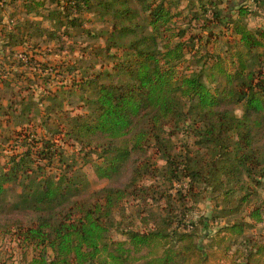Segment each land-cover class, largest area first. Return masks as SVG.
<instances>
[{
    "label": "trees",
    "instance_id": "1",
    "mask_svg": "<svg viewBox=\"0 0 264 264\" xmlns=\"http://www.w3.org/2000/svg\"><path fill=\"white\" fill-rule=\"evenodd\" d=\"M134 1L0 0V87L16 88L0 103V236L24 264H264V24L249 23L264 0ZM93 12L111 20L105 44L71 62ZM37 39L64 56L41 62ZM85 166L127 178L90 191ZM205 190L200 239L184 203Z\"/></svg>",
    "mask_w": 264,
    "mask_h": 264
},
{
    "label": "rangeland",
    "instance_id": "2",
    "mask_svg": "<svg viewBox=\"0 0 264 264\" xmlns=\"http://www.w3.org/2000/svg\"><path fill=\"white\" fill-rule=\"evenodd\" d=\"M234 1L239 2V0H234ZM129 2L132 8H138V5L134 0H129ZM246 2L250 4V1H246ZM181 4L182 6H184L186 4V1L185 0L182 1ZM0 16H3V13L0 12ZM22 16H24L22 13L18 14V17H22ZM257 16H258L257 18H254L253 16L249 18V23L251 25L254 26L256 24H264V7H262L261 12L258 13ZM84 19H85L84 27L87 29V31L84 32V31L74 30L72 32L71 46L73 47V51L71 55L70 54L68 55L69 56L68 58H70L71 62L73 60L79 59L78 62L80 64L85 65L89 63L92 59L91 57L92 54L90 53L91 50L89 49H94L97 46H103L105 44V39L111 29L110 27L111 20L108 17L104 19L100 18V16L96 12L86 13L84 15ZM37 40H38L37 42H39V45H40L36 49L38 50L37 57L40 58V60H42L41 62H45L47 64L49 63L53 65L55 64V62L60 60L62 56H64L63 54L65 53V51L62 54L57 55L56 48L54 49L51 44L44 43L43 41H40V39H37ZM87 47H88V50H87ZM86 51L89 53V55L87 54ZM84 55L85 57L82 60H80V57ZM65 59L67 60L66 57ZM96 68H98V66H96ZM35 73L33 71L31 73L28 72V75H30V81H28L29 79L24 80L22 86H25L27 82L30 83L31 87L29 89H31V92L33 93L32 95L33 98L36 100V102H38L37 106L35 107L34 114H33V118H35L34 123L39 124L41 122V116L46 112L45 105L47 104V101L44 99L41 100L42 93L40 89L36 87L37 84L39 85L42 82V77H40L41 73L39 71ZM57 80L58 78L52 79L51 83L59 84ZM12 91L16 92L15 86H14V89H9V88L5 89V88L0 87V103L6 104L7 100L12 95L11 94ZM26 92L28 91H24L23 94H25ZM73 98H74V102L71 105H66L65 108L70 109L71 106H75L77 105V103L79 104V102L76 101L77 98L74 95H73ZM81 109L82 108L74 109V112H78ZM12 126L13 125L11 124L10 128ZM33 127L34 129H36L37 132L42 131L41 127H37L36 125ZM186 140H188L187 137H185L182 134H179L177 141L184 142ZM68 152H70V149H68ZM159 164L161 165L162 162L159 161ZM82 171L85 173V177L88 181V189L90 191L103 187L105 185L111 184V183L120 184L124 182V180L127 178V172H128L127 170L124 171L120 178H118L117 180H113L112 182H109L105 180H96V178L94 177L92 173V168L90 166L83 167ZM163 187H165V185H163ZM177 188H180V187L178 186V183L175 182L173 187L169 189V193L174 194L175 189ZM148 203H149L148 207L151 205L152 210L158 211V209L164 205V198L157 199L153 202L150 200L148 201ZM138 204L139 203H137L136 201H132V202L129 201L127 204L125 203L124 223H126L129 220L131 222H134L135 224L138 223V219L135 216V213H136L135 207ZM178 205H179V202H176L175 207H178ZM184 206H187L188 208L187 218L195 223V224L193 223L194 224L193 228H196L197 235L199 236L200 239H202L201 236L205 233L207 229L211 231L215 228V223L212 221L207 222V228L205 229L203 228V226H201L197 222V220L201 217H205L208 219L211 218V214H214L216 212V207L214 206L212 194L209 191L207 190L202 191V193L198 195L196 201L188 200L184 203ZM253 232L260 233L261 236L264 237V225L263 226L259 225L257 228L253 230ZM111 235L114 236L115 238H120V235H118L114 231L112 232ZM29 256H30V251H27V250L26 252L22 251V249L18 247L16 241L13 240V238H11L10 236H0V264H24V258L25 257L29 258Z\"/></svg>",
    "mask_w": 264,
    "mask_h": 264
}]
</instances>
